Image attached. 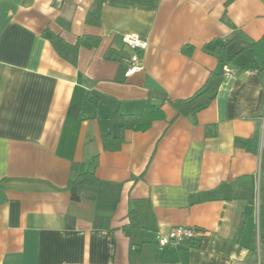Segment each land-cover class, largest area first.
<instances>
[{
    "label": "crops",
    "instance_id": "1",
    "mask_svg": "<svg viewBox=\"0 0 264 264\" xmlns=\"http://www.w3.org/2000/svg\"><path fill=\"white\" fill-rule=\"evenodd\" d=\"M227 1L0 0V264H264V0ZM51 36L97 44L71 65ZM213 75L206 108L170 106ZM148 101L162 120L122 131ZM74 164L96 179L78 200ZM176 227L195 241L158 251Z\"/></svg>",
    "mask_w": 264,
    "mask_h": 264
},
{
    "label": "trees",
    "instance_id": "2",
    "mask_svg": "<svg viewBox=\"0 0 264 264\" xmlns=\"http://www.w3.org/2000/svg\"><path fill=\"white\" fill-rule=\"evenodd\" d=\"M233 0H228L226 2V6L229 5ZM99 8L96 9L87 15V22L92 24L98 23V14ZM49 41L55 52L58 54V57L67 61L71 65H75L77 63L78 58V50L81 47L92 48L97 44L96 39L82 37L78 38L74 44H69L63 41L62 38L57 36L49 37ZM254 49L262 63H264V34L262 39L258 42H254L248 45ZM222 75H213L212 80L206 85L203 89H200L195 95H193L189 99L175 101L170 104L173 106V109L180 115L185 113H196L204 108H206L209 103H212L214 96L217 93V89L219 88L223 77ZM144 111L136 117H121L119 119L121 123V130H132L133 132H145L147 131L151 124L154 121L162 120L164 117L163 112L160 107L154 106L151 102H147L146 106H144ZM121 143V137L118 139V146ZM74 175H76V179L74 182H70V188L72 189L71 198L72 200H78V194L76 191V187L83 184H96V179L94 178L93 172L89 170V167L85 164H74L71 168ZM258 228L259 230L264 229V207L258 206ZM258 242L262 248H264V234L258 235ZM256 238L252 241V249L256 248ZM264 261V259H263Z\"/></svg>",
    "mask_w": 264,
    "mask_h": 264
},
{
    "label": "built area",
    "instance_id": "3",
    "mask_svg": "<svg viewBox=\"0 0 264 264\" xmlns=\"http://www.w3.org/2000/svg\"><path fill=\"white\" fill-rule=\"evenodd\" d=\"M123 44L130 50V55L125 57L122 61L126 64L127 75H130L141 69L140 56L147 48V42L142 40L138 35L129 34L122 37ZM224 76L233 73V70L225 65L223 67ZM156 246L158 251L165 249H177L185 244L193 243L196 239L195 232L192 228L176 227L170 231L167 236L156 237Z\"/></svg>",
    "mask_w": 264,
    "mask_h": 264
}]
</instances>
